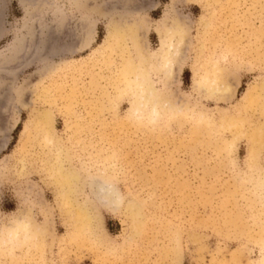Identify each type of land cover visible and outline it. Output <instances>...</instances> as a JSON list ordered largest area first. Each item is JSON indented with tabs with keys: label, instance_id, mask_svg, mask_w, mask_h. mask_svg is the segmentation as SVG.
I'll return each instance as SVG.
<instances>
[{
	"label": "rangeland",
	"instance_id": "1",
	"mask_svg": "<svg viewBox=\"0 0 264 264\" xmlns=\"http://www.w3.org/2000/svg\"><path fill=\"white\" fill-rule=\"evenodd\" d=\"M0 264H264V0H0Z\"/></svg>",
	"mask_w": 264,
	"mask_h": 264
},
{
	"label": "bare ground",
	"instance_id": "2",
	"mask_svg": "<svg viewBox=\"0 0 264 264\" xmlns=\"http://www.w3.org/2000/svg\"><path fill=\"white\" fill-rule=\"evenodd\" d=\"M120 30H121V29H120ZM117 31H119V30H117ZM117 31H116V32H117ZM177 31L180 32V33H177ZM177 31L175 30L174 33H175V35L178 37V40L180 41V40L183 39V36L181 35L183 32H181L180 29H177ZM113 34H114V33H113ZM115 35H116V33H115ZM115 35H114V36H115ZM126 36H127L126 33H122V32H120V31H119V34L116 35V37H117L118 39H124V37H126ZM162 36H163V34H162ZM166 37H167V36H166ZM168 37H170V36H168ZM161 38H162V37H161ZM162 39H163V38H162ZM164 40H166V39H164ZM163 43H166V42L163 41ZM168 43H169V42H168ZM170 44H171V41H170L169 45H170ZM133 45H134L133 47L135 48V52H136V54H137L138 56H141V53H140V50H139L140 48L138 49V43H137L136 39H135V41H133ZM161 45H162V44H161ZM163 45H164V44H163ZM163 45H162V46H163ZM165 45H166V44H165ZM165 45H164V46H165ZM164 46H163V47H164ZM166 46H167V45H166ZM139 47H140V46H139ZM164 49H165V47H164ZM169 49H172V46H171V45L169 46ZM164 51H165V50H164ZM161 53L164 54V52H161ZM166 54H167V53H166ZM177 54H178V53H177ZM170 55H173V57H175V56H174L175 54H170ZM167 56H168V55H167ZM167 56H166V57H167ZM142 57H143V56H142ZM176 57H177V55H176ZM161 58H163V57L161 56ZM168 58H169V57H168ZM171 60H172V59H171ZM172 61H173V60H172ZM169 62H170V61H169ZM167 63H168V62H167ZM171 64H173V62H172ZM171 64H170V65H171ZM130 66H131V65H130ZM173 67H174V65H173ZM146 74H147V73H146ZM165 74H166V73H165ZM217 88H218V87H217ZM219 88H220V87H219ZM149 90H150V89H149ZM220 90H221V89H220ZM149 92H151V90H150ZM219 92H221V91H219ZM221 93H222V92H221ZM216 94H218V93H216ZM223 95H224V94H223ZM142 98H143V97H142ZM252 100H253V99H252ZM250 102H251V101H250ZM154 107H155V105H154ZM60 169H61V168H60ZM107 188H108V187H107ZM111 195H112V193H111ZM111 199H112V196H111ZM111 199H109L110 204L112 203V202H111V201H112ZM114 203H115V202H114ZM27 225H28V224H27ZM27 225H26V226H27ZM30 231H31V230H30Z\"/></svg>",
	"mask_w": 264,
	"mask_h": 264
}]
</instances>
